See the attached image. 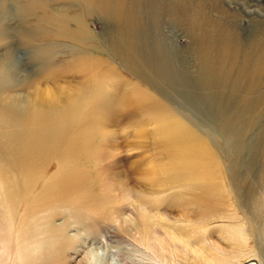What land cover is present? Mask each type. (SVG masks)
Here are the masks:
<instances>
[{"label":"rangeland","instance_id":"374dc122","mask_svg":"<svg viewBox=\"0 0 264 264\" xmlns=\"http://www.w3.org/2000/svg\"><path fill=\"white\" fill-rule=\"evenodd\" d=\"M126 2L0 0V264H264V0Z\"/></svg>","mask_w":264,"mask_h":264},{"label":"bare ground","instance_id":"6f19581e","mask_svg":"<svg viewBox=\"0 0 264 264\" xmlns=\"http://www.w3.org/2000/svg\"><path fill=\"white\" fill-rule=\"evenodd\" d=\"M91 2H101L102 5L105 7V8H110L111 11L114 10L113 12L120 16V17H123V15H126V13H128V11L126 10V5H127V2L126 0H90ZM131 1V0H130ZM108 8V9H109ZM128 9V8H127ZM116 10V12H115ZM113 13V14H114ZM259 53H262L264 54V51L263 52H259ZM29 152V151H28ZM32 155V154H31ZM31 158H27V160H25L24 163L20 164L21 168L23 167H26L27 165L30 166V162H31ZM40 162V161H39ZM32 163V162H31ZM50 182V181H49ZM261 186H258V192L260 190L261 193H263V199H264V181L260 184ZM259 207V206H258ZM261 213H264V204L263 206H261L260 210Z\"/></svg>","mask_w":264,"mask_h":264},{"label":"trees","instance_id":"16d2710c","mask_svg":"<svg viewBox=\"0 0 264 264\" xmlns=\"http://www.w3.org/2000/svg\"><path fill=\"white\" fill-rule=\"evenodd\" d=\"M251 262H254V261H251Z\"/></svg>","mask_w":264,"mask_h":264}]
</instances>
